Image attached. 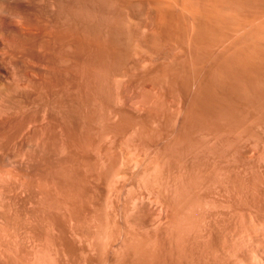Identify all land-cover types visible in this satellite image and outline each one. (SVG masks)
<instances>
[{
    "label": "rangeland",
    "instance_id": "374dc122",
    "mask_svg": "<svg viewBox=\"0 0 264 264\" xmlns=\"http://www.w3.org/2000/svg\"><path fill=\"white\" fill-rule=\"evenodd\" d=\"M263 164L264 0H0V264H264Z\"/></svg>",
    "mask_w": 264,
    "mask_h": 264
},
{
    "label": "bare ground",
    "instance_id": "6f19581e",
    "mask_svg": "<svg viewBox=\"0 0 264 264\" xmlns=\"http://www.w3.org/2000/svg\"><path fill=\"white\" fill-rule=\"evenodd\" d=\"M197 1H198V0H197ZM260 158H261V156H260ZM262 160H263V159H262ZM257 161L259 162V159H258ZM257 161H256V162H257ZM254 162H255V161H254ZM254 162H253V163H254ZM260 163H262V162L260 161ZM250 164H251V162H250ZM250 164H249V168H250L251 170L254 169L253 166H252V164H251V165H250ZM258 164H259V163H258ZM253 165H254V164H253ZM255 165H257V163H256ZM255 165H254V166H255ZM263 165H264V164H263ZM251 166H252V167H251ZM260 166H261V165H260ZM255 167H256V166H255ZM258 167H259V165H258ZM260 168H261V167H259V169H260ZM255 169H256V168H255ZM255 169H254V170H255ZM257 170H258V168H257ZM260 170H261V169H260ZM246 171H248V169H247ZM252 171H253V170H252ZM257 172L259 173L260 171H257ZM257 172H256V174H257ZM253 175H254V174L252 173V176H253ZM255 179H256V178H255ZM234 185H235V184H234ZM235 187H236V186H235ZM235 187H234V188H235ZM225 188H226V187H224V189H225ZM220 191H221V190H220ZM222 191H223V190H222ZM223 194H224V193H223ZM232 195H234V194H232ZM224 196H225V195H224ZM230 199H231V198H230ZM252 264H253V263H252Z\"/></svg>",
    "mask_w": 264,
    "mask_h": 264
}]
</instances>
